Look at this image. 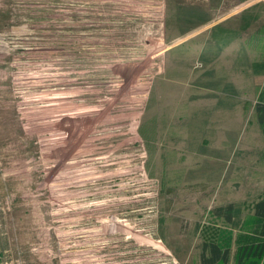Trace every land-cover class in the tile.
Returning a JSON list of instances; mask_svg holds the SVG:
<instances>
[{
  "label": "rangeland",
  "instance_id": "rangeland-1",
  "mask_svg": "<svg viewBox=\"0 0 264 264\" xmlns=\"http://www.w3.org/2000/svg\"><path fill=\"white\" fill-rule=\"evenodd\" d=\"M263 35L264 0H0V264H202L221 229L235 264Z\"/></svg>",
  "mask_w": 264,
  "mask_h": 264
},
{
  "label": "trees",
  "instance_id": "trees-1",
  "mask_svg": "<svg viewBox=\"0 0 264 264\" xmlns=\"http://www.w3.org/2000/svg\"><path fill=\"white\" fill-rule=\"evenodd\" d=\"M264 37V35H263ZM257 111L262 113L264 121V95L257 104ZM234 207L230 206L226 220L232 222ZM252 221L243 224L253 231L238 234L236 243L235 264H261L264 257V199L254 206ZM257 234V235H256ZM203 243L202 264H228L229 252L233 245L231 230H215L214 234Z\"/></svg>",
  "mask_w": 264,
  "mask_h": 264
},
{
  "label": "crops",
  "instance_id": "crops-1",
  "mask_svg": "<svg viewBox=\"0 0 264 264\" xmlns=\"http://www.w3.org/2000/svg\"><path fill=\"white\" fill-rule=\"evenodd\" d=\"M234 212H235V210H234Z\"/></svg>",
  "mask_w": 264,
  "mask_h": 264
}]
</instances>
